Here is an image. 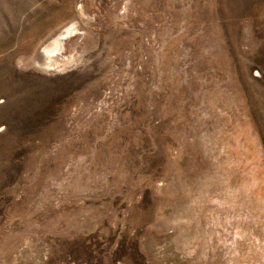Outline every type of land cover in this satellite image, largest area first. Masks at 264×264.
Here are the masks:
<instances>
[{"label": "rangeland", "instance_id": "1", "mask_svg": "<svg viewBox=\"0 0 264 264\" xmlns=\"http://www.w3.org/2000/svg\"><path fill=\"white\" fill-rule=\"evenodd\" d=\"M228 184L264 204V0H0V264L199 263Z\"/></svg>", "mask_w": 264, "mask_h": 264}, {"label": "bare ground", "instance_id": "2", "mask_svg": "<svg viewBox=\"0 0 264 264\" xmlns=\"http://www.w3.org/2000/svg\"><path fill=\"white\" fill-rule=\"evenodd\" d=\"M68 27V26H67ZM68 31V28L66 29V27L60 29V30H55L51 36L44 42L43 45H41L38 49V54L39 56H41V62L42 63H45V65H52L54 61H59L61 60L60 56L61 54L59 53V50L60 48L62 47V41H61V37L62 35H65L66 32ZM57 53V54H56ZM223 146L224 148L226 147L227 149V146H228V143L227 142H224L223 143ZM220 149V148H219ZM229 150V149H228ZM231 150V149H230ZM226 152V151H225ZM230 153V152H229ZM235 161V160H234ZM227 173V172H226ZM220 174H223V176H226L222 171L220 172ZM222 176V175H221ZM227 177V176H226ZM233 179H235L234 177L229 179V181L231 182L230 184H232L233 182ZM209 180L210 179H207V182H206V185L209 183ZM206 181V180H205ZM211 181V180H210ZM246 181V180H245ZM215 182V181H214ZM247 182V181H246ZM204 183V182H203ZM241 183V182H240ZM243 183V181H242ZM248 183V182H247ZM228 184L226 187V192H222L220 191L218 194H216V198L218 200V205H217V208L215 209L216 213L218 214V218L219 221L215 224L220 225L221 228L218 230L214 224V221H213V224L215 225L214 227H209L207 229H203L202 226L199 224L198 226H194L195 227V235L198 234V236L200 237H204L203 239H205V243L207 244L206 248H208V250H206L207 252H204L203 249H200L202 252V258H201V261H199V263H197V260H193L194 262H192L191 264H201L203 263L204 261L207 263V264H211L210 261L212 259H215V261L221 264H227V263H231V264H242L240 262H238L240 259L237 257L235 258L236 254L239 252V246H238V241H240L238 239V237L240 238L244 236V232H246V230L249 231V229L253 230V228H251V226H248L249 225V222L252 221L251 219L255 220V221H260L261 219H264V204L263 205H260L258 204L259 206L257 208L256 205L255 206H252L255 208L256 210V213L253 212L252 210L254 208H250L249 205L247 204V200H245L246 198H249L250 195H246V189L245 191L242 190V188L240 189V187L236 188L234 185H230ZM240 186V185H239ZM243 186V185H242ZM232 187V189H231ZM246 187V186H245ZM224 188V187H223ZM231 190H230V189ZM247 188V187H246ZM219 189V188H218ZM222 189V188H221ZM223 190V189H222ZM225 190V188H224ZM249 190V188L247 189ZM206 192V195L200 193L199 195H194L193 198H191V200L189 201V205H187V209H188V206L190 209H188V211H190V215L195 218L199 217V214H198V210L201 208V207H204L205 203H206V200L210 198V189L209 187H206L204 189V193ZM228 194V195H227ZM215 196V195H214ZM231 196V199L228 198ZM241 196V199H238L239 197ZM252 197V196H251ZM254 198V197H253ZM211 199V198H210ZM233 199V200H232ZM251 199V198H250ZM259 199V198H258ZM232 200V201H231ZM261 200V199H260ZM259 200V201H260ZM246 201V202H245ZM253 201V200H252ZM250 202V201H249ZM248 202V203H249ZM259 203V202H258ZM251 204V202H250ZM255 204V203H254ZM213 204L212 205H208V207L212 208ZM184 209V208H183ZM204 209V208H203ZM207 209V208H206ZM258 209V211H257ZM205 210V209H204ZM236 213H239V217L242 219V221L244 222V225L242 224L243 222L239 219L237 221V214ZM211 214V213H210ZM216 214V215H217ZM258 214V215H257ZM177 215V214H176ZM188 215V214H187ZM187 215L185 214V216L187 217ZM188 215V216H190ZM226 216V218H223V216ZM184 216V214L182 213V215L178 218H182ZM212 216H214V213H212ZM211 216V217H212ZM215 217V216H214ZM177 218V217H175ZM208 218H209V215H208ZM206 219L208 220L207 223L209 222L210 224L212 222H210L211 220L210 219ZM190 219V218H188ZM200 220V218H197V220ZM179 221V220H178ZM201 221V220H200ZM216 221V220H215ZM225 221V222H224ZM254 221V223H256ZM180 222V221H179ZM189 223V222H188ZM191 223V222H190ZM194 223V222H193ZM193 223H191L193 225ZM258 223V222H257ZM261 223V221L259 222ZM258 223V224H259ZM264 223V222H263ZM263 223L262 226H263ZM198 224V223H197ZM259 224V226L261 225ZM184 225H185V222H184ZM207 225V224H206ZM254 226H257L258 225H254ZM188 227V226H187ZM187 227H186V230H184V235H185V239L183 238L184 240V243L188 241V236L190 235V232H187ZM219 228V227H218ZM260 228V227H259ZM191 230V229H190ZM183 231V229H182ZM180 231V232H182ZM247 233V232H246ZM249 233V232H248ZM247 233V234H248ZM193 234V233H192ZM246 234V235H247ZM223 235V236H222ZM180 236V235H179ZM193 238V237H192ZM191 238V239H192ZM261 238V237H260ZM259 238V241L255 244H254V247H257L259 250H261V257H264V243L261 242ZM244 239V237H243ZM242 239V240H243ZM249 239V238H247ZM193 240V239H192ZM246 240V239H245ZM190 241V239H189ZM203 241V240H202ZM218 241V242H217ZM257 241V240H256ZM244 243V242H243ZM218 244V246H217ZM203 245V244H201ZM240 245V244H239ZM185 246V245H184ZM187 246V245H186ZM194 246V245H193ZM192 246V248H194ZM204 246V245H203ZM202 246V248H203ZM188 247V246H187ZM199 247V246H198ZM201 247V246H200ZM253 247V246H252ZM205 248V247H204ZM210 248H215V251L212 250V252L210 251ZM221 249L222 252H220V250L218 249ZM189 250V248H187ZM196 249V248H195ZM194 250V249H192ZM257 250V249H256ZM189 252V251H188ZM198 252V251H197ZM193 253V252H192ZM199 253V254H200ZM198 254V253H197ZM201 255V254H200ZM195 256V255H194ZM217 256V257H216ZM221 256L224 258V260L221 259ZM199 257V256H198ZM195 259V258H194ZM239 259V260H238ZM264 259V258H263ZM213 261V260H212Z\"/></svg>", "mask_w": 264, "mask_h": 264}]
</instances>
